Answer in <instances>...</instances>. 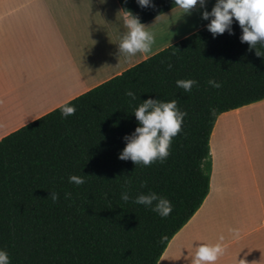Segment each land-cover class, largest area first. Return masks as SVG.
Segmentation results:
<instances>
[{"label": "trees", "instance_id": "trees-1", "mask_svg": "<svg viewBox=\"0 0 264 264\" xmlns=\"http://www.w3.org/2000/svg\"><path fill=\"white\" fill-rule=\"evenodd\" d=\"M116 3L141 23L177 7L174 0ZM232 31L214 38L205 25L0 138V250L11 264H156L207 193L215 118L264 99V56L241 43L235 20ZM188 79L198 82L191 92L176 83ZM149 98L175 100L187 115L166 161L142 167L119 154L138 126L134 110ZM65 104L74 115L62 117ZM72 175L85 183H70ZM149 192L171 202L167 218L134 203Z\"/></svg>", "mask_w": 264, "mask_h": 264}, {"label": "crops", "instance_id": "crops-1", "mask_svg": "<svg viewBox=\"0 0 264 264\" xmlns=\"http://www.w3.org/2000/svg\"><path fill=\"white\" fill-rule=\"evenodd\" d=\"M177 9L143 23L152 54L210 22L194 10L165 24ZM119 11L116 0H0V138L152 55H118ZM208 160L207 193L156 264H191L196 247L217 243L215 264H264V99L215 118Z\"/></svg>", "mask_w": 264, "mask_h": 264}, {"label": "clouds", "instance_id": "clouds-1", "mask_svg": "<svg viewBox=\"0 0 264 264\" xmlns=\"http://www.w3.org/2000/svg\"><path fill=\"white\" fill-rule=\"evenodd\" d=\"M141 8L154 7L152 0H136ZM207 0H174V4L181 10L182 17L191 15L198 8H205ZM121 19L123 26L127 30L118 36V55L123 56L127 62H131L132 58L137 54L149 56L153 52V45L156 43V32L149 30V26L140 22V18L134 15L130 10L122 9ZM159 16H157L156 20ZM202 19L210 20L207 24V30L215 38L228 32L234 34L232 25L234 20L238 22L242 30L240 36L241 43H247L249 50L255 49L258 57L264 56L257 45L264 47V0H216L211 11H203ZM172 65H168L171 70ZM177 86L184 89L185 92H191L196 80H178ZM209 85L213 88H220L222 85L215 81L209 80ZM126 95L133 100L136 99L135 94L131 91ZM215 111L214 109L212 110ZM76 108L67 104L61 107L62 117L74 115ZM186 112L181 111L177 107V101L163 102L158 99H147L143 101L135 110L134 116L138 122L131 135H126L125 147L119 154V159L123 161L131 160L135 165L142 167H150L153 163L159 161L164 163L170 155V147L174 137L182 131V124ZM69 182L77 186L85 183L83 177L72 175ZM142 186L146 187L147 182H142ZM53 202L59 199L58 193H50ZM67 198V194H66ZM121 199L127 202L130 197L127 191L121 194ZM155 202V206L153 204ZM134 203L152 208L160 217L167 218L172 212L171 202L155 192L147 194H139ZM234 236H239L238 229H229ZM163 239H166L163 238ZM219 241L223 242L225 237L221 234ZM225 249L222 243L214 246L201 244L196 247L191 264H215V261L223 255ZM0 264H11L9 254L5 250H0ZM238 264H247L246 260H238Z\"/></svg>", "mask_w": 264, "mask_h": 264}, {"label": "rangeland", "instance_id": "rangeland-1", "mask_svg": "<svg viewBox=\"0 0 264 264\" xmlns=\"http://www.w3.org/2000/svg\"><path fill=\"white\" fill-rule=\"evenodd\" d=\"M216 3V0H207V3H206V6H205V8H198V9H196V10H201V11H205V10H207V11H210L211 9H212V7L214 6V4ZM194 15V13L192 12V14L191 15H185V16H183V20H186V22L185 21H183V20H179L180 22L181 21H183L184 22V24H187V23H189V21H191V20H193L192 19V16ZM200 15V14H199ZM180 17V18H182V12H181V10L179 9H177V11L176 12H172L170 15H167V17H165L164 18V20H166V22H165V24L166 23H168L167 21H169L170 22V20H168V19H171V20H173L175 17ZM169 17H172V18H169ZM200 19V18H199ZM201 20V19H200ZM197 22H198V20H197ZM164 27V26H163ZM169 33V32H168ZM168 33L166 34V35H164L163 36V38H165L167 35H168ZM171 34H173L172 33V31L170 32ZM249 112V111H248ZM248 112H246V114L245 115H249V113ZM252 111H250V113H251ZM242 114H244V113H242ZM255 114V113H254ZM253 116V115H252Z\"/></svg>", "mask_w": 264, "mask_h": 264}, {"label": "bare ground", "instance_id": "bare-ground-1", "mask_svg": "<svg viewBox=\"0 0 264 264\" xmlns=\"http://www.w3.org/2000/svg\"><path fill=\"white\" fill-rule=\"evenodd\" d=\"M182 20H183V18H182ZM186 22V21H185ZM171 32V31H170Z\"/></svg>", "mask_w": 264, "mask_h": 264}]
</instances>
